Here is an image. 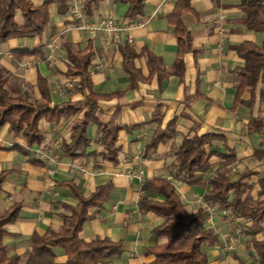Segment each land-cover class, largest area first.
<instances>
[{
  "label": "crops",
  "instance_id": "0c3cea01",
  "mask_svg": "<svg viewBox=\"0 0 264 264\" xmlns=\"http://www.w3.org/2000/svg\"><path fill=\"white\" fill-rule=\"evenodd\" d=\"M32 1L41 5L45 0ZM66 2L68 9L65 11H60L56 3L50 5V22L42 36L0 41V64L11 75L8 90L15 96L28 95L32 101H38L41 99L38 79L42 74L49 80L52 106L83 100L85 95L79 91L80 77L71 74L64 42L84 48L89 41H93L96 48L91 65L94 91L104 95L125 91L121 96L99 101L100 118L103 121L114 119L128 126L145 125L134 131L120 132L118 164L102 160L97 155L80 160L36 157V150L43 144L54 140L62 144L69 139L72 125L84 118L85 111L63 118L59 123L43 121L44 141L32 147L28 146L23 136L13 134L6 127L1 128L0 173L7 171V177L2 185L0 208L7 211L14 205L21 207L19 219L6 225L4 241L10 254L21 255V264H26L32 236L44 235L50 228H60L62 214L67 212L66 205L76 206L78 203L71 189L63 183L74 181L85 195H90L98 186L111 182L114 188L110 197L103 207L91 210L93 218L85 225L83 237L86 241L101 237L121 243L122 254L106 259L103 264H151L155 256L147 251L148 247L157 241L164 243L166 239H158L154 233V229L163 222L162 217L140 210L145 179L161 176L173 180L190 211L202 207L199 198L208 191L204 184H190L176 175L175 150L186 136L208 132L224 135L229 147L225 152L232 159L228 165L231 179L236 181L239 176L251 172L244 182L252 185V197H258L264 165L253 154L264 146V127L263 132L254 131L251 118L261 117L264 121V104L257 102L250 108L247 105L250 94L246 92L236 110L231 108L239 86L236 70L245 66V59L236 47L246 41L262 45L264 34L246 25L242 0H190L193 12H186L184 21L198 52L185 55L183 78L172 74L161 80L155 75L150 81L139 82L137 88L129 89L131 77L124 68L121 52L126 44L141 54L135 59V64L145 77L150 75L147 58L143 55L146 48L162 59L165 69L173 70L178 39L168 17L177 0H147L144 15L135 18L147 21V25L130 32L132 42H129L127 34L109 39L101 32L76 29L72 27L74 19L70 13L71 6L77 4L92 22L107 15L120 21H130L126 17L129 4L102 0L91 13H87L84 0ZM220 13L224 19L223 34L219 33L214 23ZM18 20L22 21L20 14ZM51 43H55V47ZM21 49L38 51L22 54L19 52ZM262 87L264 81L258 89ZM160 103L165 106L162 126L166 127L170 120L177 118V135L146 155L148 141L158 127L150 121ZM88 135L92 138L88 153L102 152L104 144L99 139L96 124L89 125ZM16 144L29 153L13 148ZM218 145L222 147L223 143ZM136 156L143 158L140 165L145 170V177L142 181L138 178L132 180L126 175ZM225 160L213 157V166L205 179L215 176ZM244 225L243 220L236 218L233 221L222 214L216 216L212 223L206 219L201 228L213 229L219 234V243L207 248L209 264H238L240 260L247 264L253 262L254 240L264 239V221L255 234L246 232ZM56 252V261L67 260L61 249L56 248Z\"/></svg>",
  "mask_w": 264,
  "mask_h": 264
},
{
  "label": "trees",
  "instance_id": "16d2710c",
  "mask_svg": "<svg viewBox=\"0 0 264 264\" xmlns=\"http://www.w3.org/2000/svg\"><path fill=\"white\" fill-rule=\"evenodd\" d=\"M102 0H84V8L91 13ZM129 4L126 13L128 19L143 16L147 0H116ZM56 3L60 11L68 9L66 0H45L36 5L32 0H0V41L11 38H29L42 36L50 22V5ZM241 7L246 13V25L264 34V0H242ZM193 12L190 0H177L175 8L169 15V23L173 26L178 39V52L172 71L165 69L162 59L147 48L146 56L150 75L145 77L137 68L135 59L141 54L129 44L121 48L124 57V68L131 77L129 89L137 88L139 82H148L157 75L161 80L176 74L183 78L185 72L184 57L187 53L198 51L193 44V35L184 21V14ZM21 15L22 21L18 20ZM66 57L72 75L80 77L79 91L85 98L78 102L52 104L49 80L40 74L38 87L41 99L32 101L28 95H13L8 90L10 73L0 64V129L8 128L15 135L23 136L28 146L41 144L45 135L42 122L59 123L63 118L85 111L84 118L72 125L70 138L62 143L61 155L72 160L84 159L97 155L102 160L113 164L120 162L121 148L118 146L119 135L123 130L134 131L143 124L125 125L112 119L103 121L99 114V101L114 96H121L125 91L111 95L98 94L93 89L91 65L96 54L93 41L84 47H77L69 41L64 42ZM245 59V66L236 70L239 86L234 105L236 110L243 101L246 92L250 97L247 105L253 108L257 102L264 104V87L258 89L264 81V42L259 45L246 41L236 47ZM38 50L21 49L22 54H34ZM165 106L160 103L156 107L150 121L158 125L146 146V155L153 153L160 144L167 143L177 135V118L162 126ZM91 123L98 126L99 139L104 149L99 154L88 153L92 138L88 135ZM251 125L254 131L263 132L264 121L261 117H252ZM218 143H223L219 147ZM26 153L24 147L14 145ZM227 139L217 132L203 135L197 133L186 136L175 150L176 175L190 184H204L208 191L205 201L217 205L219 209L231 210L236 218L244 221V230L255 234L264 221V178L260 182L261 189L257 198L251 195L252 185L244 182L251 172L239 176L236 181L231 179L228 165L232 159L226 155ZM254 157L264 165V146L255 150ZM226 159L220 164L217 174L209 180L205 175L212 168V158ZM7 177V171L0 173V201L2 185ZM68 186L78 203L76 206L66 205L67 212L62 214L63 224L60 228H50L44 235L34 234L32 245L28 249L26 264H103L110 257L122 254V245L108 238L96 237L86 241L83 237L85 225L92 220L91 210L103 207L114 188L110 182L98 186L90 195H85L82 188L74 181L63 183ZM144 196L139 201L140 210L144 213L153 212L162 217L163 222L154 229L157 238H165L164 243L156 242L147 251L155 256L151 264H209L207 248L219 243V234L213 229H202L206 222L203 207L190 211L182 200L175 182L167 177H150L142 184ZM21 207L14 205L7 211L0 208V264H21V255H12L4 239L7 234L6 225L16 222L20 217ZM247 223L250 225L246 226ZM56 248L67 256L65 262L56 261ZM253 262L264 264V239L254 240ZM238 264H247L240 260Z\"/></svg>",
  "mask_w": 264,
  "mask_h": 264
},
{
  "label": "built area",
  "instance_id": "2783aa9c",
  "mask_svg": "<svg viewBox=\"0 0 264 264\" xmlns=\"http://www.w3.org/2000/svg\"><path fill=\"white\" fill-rule=\"evenodd\" d=\"M159 10V9H158ZM70 13L74 19L73 26L76 29L88 31L91 33H103L107 38L111 39L112 37L119 34H127L129 37V42H132L133 39L129 35L130 32L138 27H145L147 25V21H138L135 19H131L130 21H120L117 18L107 15L100 19L99 21H90L86 18L85 14L81 10V8L77 4H73L70 8ZM215 27L219 31V33H224V19L223 15L220 13L215 18ZM52 47H55V43H51ZM62 148V144L59 140H54L51 143L43 144L39 149L36 150L37 158L51 157L55 160L60 158V151ZM143 158L140 156H136L133 160V164L128 168L126 175L130 179H140L141 181L145 177V170L140 165ZM200 205L204 208L206 219L208 223H212L214 218L219 214L224 216H228L233 221L236 220V216L234 213L229 210H221L217 205L208 203L205 201L204 197L199 198ZM229 248H232L229 245Z\"/></svg>",
  "mask_w": 264,
  "mask_h": 264
}]
</instances>
